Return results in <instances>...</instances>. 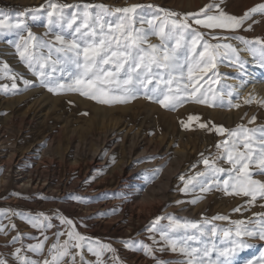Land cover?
<instances>
[{
    "label": "rangeland",
    "instance_id": "374dc122",
    "mask_svg": "<svg viewBox=\"0 0 264 264\" xmlns=\"http://www.w3.org/2000/svg\"><path fill=\"white\" fill-rule=\"evenodd\" d=\"M5 3L18 9L0 6V12L9 14V22L22 20L24 28L5 29L0 34V86H9L7 91L0 87V228L4 229L0 232V258L18 264L13 253L20 247L29 259L50 258L47 249L57 239L54 234L65 233L59 237L62 243L66 233L73 230L85 237L84 247L71 249L76 255L75 264H82L81 256L84 264H97L98 259L100 264H181L187 257L171 250L161 237L166 232L170 239L177 240L178 248L186 243L212 250L210 257L204 258L208 264L219 255L213 246H232L237 227L259 229L264 222V215H258L264 214V198L257 194L252 201L242 194H227L222 183L217 187L212 182L217 177L226 179V174L213 173L203 159L218 167H230L226 159L219 158L224 154L223 147H217L227 135L218 134L215 126L255 129L249 135L256 140L264 130V95L254 82L255 71L264 70L261 45H246L232 38L264 40V14H255L235 31L209 30L188 21L204 33L208 43L221 47L215 50V67L207 74L194 70L197 78L203 76L199 85L210 105L188 100L174 110L150 102L143 95L127 103L103 104L77 92L54 94L39 84L38 77L21 60L16 45H22L20 37H27L28 32L42 40H51L60 33L58 25H48L49 3L68 6L62 9L68 17L77 12L73 6H81L82 11L84 5H103L113 10L105 20L114 23L120 15L114 9L133 4L142 6L137 11L145 19L156 15L163 19L164 12L169 11L183 20L184 14L199 13L208 5H218L226 14L240 17L264 0H0V4ZM90 10L93 14L99 11L95 7ZM213 35L221 39H212ZM148 42L159 45L160 39L151 35ZM226 44L232 48L223 47ZM250 58L258 62V68L251 69ZM175 75L180 81L179 71ZM10 76L17 77L16 89L11 88ZM21 77L35 86L25 89ZM183 83L191 90L193 81L188 78L187 66ZM249 97L251 103H245ZM190 116L199 119L190 121ZM252 117L255 121L250 123ZM201 123L212 127L201 128ZM240 150L244 151L242 146ZM250 171L253 179L264 182V174L255 164L250 165ZM194 176L196 179L185 191V184ZM200 182L209 190L201 191ZM141 206L145 211L140 210ZM39 213L51 218L52 228L45 231L30 225L27 217ZM61 217L73 221L74 228L62 224ZM158 217L163 219L157 224ZM169 218L181 224H196L197 228L173 229ZM238 220L244 223L237 226L234 222ZM225 231L229 236L224 235ZM192 235L195 240H186ZM16 236L20 239L13 244ZM44 236L48 239L43 255L26 251L29 244L44 241ZM241 238L255 247L238 251L232 258L234 264L264 260V241ZM89 245L100 252L99 258L88 251ZM100 245H108L111 250L101 251ZM144 245L151 249L149 255ZM65 264H71L69 257Z\"/></svg>",
    "mask_w": 264,
    "mask_h": 264
},
{
    "label": "snow or ice",
    "instance_id": "6c2138e0",
    "mask_svg": "<svg viewBox=\"0 0 264 264\" xmlns=\"http://www.w3.org/2000/svg\"><path fill=\"white\" fill-rule=\"evenodd\" d=\"M48 7L51 9L47 13L48 25H58L60 33L54 34L51 40H42L28 32L27 37H20L22 45H16L21 60L26 63L33 75L38 77L41 86L48 87V90L54 94L66 91L77 92L103 104L127 103L143 95L150 102H157L162 107L173 110L188 100L210 105V101L201 91L199 85V80L203 79V76L197 78L194 75V70L207 74L211 68L215 67V64L212 63L215 50L221 47L219 44L208 43L204 33L192 28L188 21L191 19L195 25L209 30L235 31L240 29L246 21L252 20L255 14H264V3L253 6L240 17L226 14L218 5H208L199 13L184 14L183 20L179 18L178 14L169 11L164 12L163 19L158 15L145 19L137 11L142 6L133 4L114 9V12L120 15L113 23L104 18L113 10H109L103 5H84L82 11L80 10L81 6H73L77 8V12L73 13L71 17L62 12V9L68 6L49 3ZM93 7L99 9L95 14L90 10ZM213 8L216 9L215 12L212 11ZM252 22L257 23L255 20ZM137 23L141 25L139 28L135 26ZM145 24L148 25L147 28L144 27ZM23 28L22 20L16 19L14 23L9 22V14L0 12V34L5 29L19 31ZM248 30H251V25L248 26ZM151 35L160 39L159 45L148 42ZM211 38L221 39L216 35ZM223 38L227 39L228 37ZM232 38L239 39L246 45H261L259 49L260 61L261 66L264 67V40L256 38L253 42H249L242 37ZM173 41H175L174 44ZM223 47L232 48V45L226 44ZM200 48L203 50H199ZM42 49L47 50L46 54L41 51ZM250 50L255 52V48ZM182 56L184 63H181ZM243 63V61L240 62L241 66ZM185 66L188 69L189 80L193 81L191 90L187 83H183ZM4 68H8L7 64L4 65ZM178 71L181 77L180 81H177L175 75ZM8 78L13 81L11 88L16 89L18 87L15 83L17 77L10 76ZM21 79L25 89L28 86H35L33 81L22 77ZM244 83L242 81L241 86ZM0 87L7 91L9 86ZM251 101L252 98L249 97L245 103H251ZM198 119L197 116L189 117L190 121ZM254 121L255 117H252L250 123ZM184 126L188 127V125ZM200 127L206 128L212 127V125L201 123ZM215 131L220 135H227V139L217 147H223L224 154L219 158L226 159L230 167L228 169L218 167L214 162L210 163L208 159H203L204 165L211 168L213 173L226 174L227 176L223 180L217 177L212 182L217 187L222 183L227 194H242L251 197L252 201L256 200L257 194L264 198V182L253 179V173L250 171V165L255 164L258 170L264 174V130H261L259 140H256L253 135H249L250 132L255 133V129L238 127L236 130H226L223 126H215ZM241 146L244 151L240 150ZM204 175L205 173H197V176ZM195 179L194 176L187 181L185 191L188 190V184H192ZM200 183L201 191L209 190L204 187V182ZM236 211H239V208ZM160 219L163 218L156 219L157 224ZM169 219L173 229L197 228L196 224H181ZM217 219H227V217H217ZM60 220L62 224L74 228L73 221L70 219L61 217ZM27 221L36 229L46 231L53 227L51 218L43 213L29 216ZM234 223L239 226L244 222L238 220ZM13 227L15 226L13 225ZM0 232H4V229L0 228ZM54 235L57 239L47 249L50 258L46 257L42 261L29 259L27 255L23 254L22 247H20L15 248L13 253L18 264H65L66 257L71 259V264H75L76 255L71 249L84 247L82 242L85 241V237L78 232L69 230L66 233L67 239L61 243L59 237L65 233L57 232ZM224 235L229 236V232L225 231ZM161 237L171 246L173 252L179 250L187 257V260L181 261V264H205L204 258L210 257L212 250L208 247L201 249L185 243L178 248L177 240L170 239L168 233L162 232ZM241 237L264 241V222H261L259 229L237 227L235 238L230 241L232 246L223 249H215L213 246V250L217 251L219 255L216 260H209L208 264H234L232 258L238 251L255 247ZM19 239V236L13 237L11 242L14 244ZM47 239L48 237L44 236V241L29 244L26 251L43 255ZM195 239V235L186 236V240ZM100 248L101 251L111 250L108 245H100ZM142 248L146 255L150 254L151 249L148 246L144 245ZM88 251L99 258L100 252L90 245ZM219 257H224V259L220 260ZM80 259L84 264L83 256ZM0 264H8V262L0 258ZM97 264H100L99 259ZM254 264H264V260H257Z\"/></svg>",
    "mask_w": 264,
    "mask_h": 264
},
{
    "label": "bare ground",
    "instance_id": "6f19581e",
    "mask_svg": "<svg viewBox=\"0 0 264 264\" xmlns=\"http://www.w3.org/2000/svg\"><path fill=\"white\" fill-rule=\"evenodd\" d=\"M223 10V9H222ZM250 55V54H249ZM249 55H247L246 57H250ZM250 62H251V69H256V68H258L257 67V65H259L258 64V62H256V60L255 59H251L250 58V60H249ZM260 69V68H259ZM254 82H256V85L258 86V88L260 89L259 91L264 95V81H262L261 83L259 82V81H257L258 79H262V78H264V70L262 71H255V75H254ZM264 80V79H263ZM259 82V83H258ZM255 86V85H254ZM256 87V86H255ZM254 87V88H255ZM243 95V94H242ZM254 101V100H253ZM36 182V181H35ZM140 210H142V211H145V208L143 207V206H141L140 207Z\"/></svg>",
    "mask_w": 264,
    "mask_h": 264
},
{
    "label": "trees",
    "instance_id": "16d2710c",
    "mask_svg": "<svg viewBox=\"0 0 264 264\" xmlns=\"http://www.w3.org/2000/svg\"><path fill=\"white\" fill-rule=\"evenodd\" d=\"M0 6L5 8V9H8V10H16V9H18L17 6H15L13 4H8V3L0 4Z\"/></svg>",
    "mask_w": 264,
    "mask_h": 264
}]
</instances>
